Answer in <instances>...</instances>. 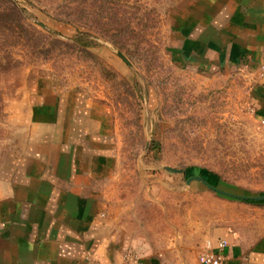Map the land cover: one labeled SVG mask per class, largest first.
Returning a JSON list of instances; mask_svg holds the SVG:
<instances>
[{"label":"rangeland","instance_id":"374dc122","mask_svg":"<svg viewBox=\"0 0 264 264\" xmlns=\"http://www.w3.org/2000/svg\"><path fill=\"white\" fill-rule=\"evenodd\" d=\"M193 2L0 0V161L20 139L13 97L55 87L99 101L115 129L109 205L145 250L197 249L218 225L239 239L264 237V199L187 182L199 174L264 194V120L247 104L251 80L196 67L172 49Z\"/></svg>","mask_w":264,"mask_h":264},{"label":"crops","instance_id":"0c3cea01","mask_svg":"<svg viewBox=\"0 0 264 264\" xmlns=\"http://www.w3.org/2000/svg\"><path fill=\"white\" fill-rule=\"evenodd\" d=\"M174 54L251 80L247 104L264 120V0H194L177 23ZM34 87L8 102L20 133L0 161V264H205L200 252L227 240L221 264H264V237L211 229L197 249L140 248L109 205L114 119L97 100ZM58 90V91H56Z\"/></svg>","mask_w":264,"mask_h":264},{"label":"built area","instance_id":"2783aa9c","mask_svg":"<svg viewBox=\"0 0 264 264\" xmlns=\"http://www.w3.org/2000/svg\"><path fill=\"white\" fill-rule=\"evenodd\" d=\"M261 69H264V63L260 65ZM227 244V240L225 238H222L218 241L216 247L209 248L206 251L202 252L200 259L202 263L205 264H221L223 260L225 259V253L224 248ZM139 258L138 253L136 252H130L127 253L124 257V261L129 262L130 260H137Z\"/></svg>","mask_w":264,"mask_h":264},{"label":"water","instance_id":"95a60500","mask_svg":"<svg viewBox=\"0 0 264 264\" xmlns=\"http://www.w3.org/2000/svg\"><path fill=\"white\" fill-rule=\"evenodd\" d=\"M118 54L125 60L127 61V58L125 57V55L120 52V51H117ZM165 169L167 170H171L173 172H180L181 169L180 168H177V167H172V166H169V165H165L164 166ZM192 179H197V180H200L202 183H204L208 188L218 192V193H221V194H224V195H227V196H230V197H235V198H239V199H254V200H257V199H264V194H261V195H251V194H243V193H236V192H232V191H229V190H226V189H222L220 187H217L211 183H209L203 176L199 175V174H194V175H191L187 178V182H189L190 180Z\"/></svg>","mask_w":264,"mask_h":264}]
</instances>
